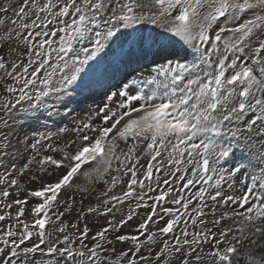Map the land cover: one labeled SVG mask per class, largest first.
Masks as SVG:
<instances>
[{"label": "snow or ice", "instance_id": "1", "mask_svg": "<svg viewBox=\"0 0 264 264\" xmlns=\"http://www.w3.org/2000/svg\"><path fill=\"white\" fill-rule=\"evenodd\" d=\"M0 264H264V0H0Z\"/></svg>", "mask_w": 264, "mask_h": 264}, {"label": "rangeland", "instance_id": "2", "mask_svg": "<svg viewBox=\"0 0 264 264\" xmlns=\"http://www.w3.org/2000/svg\"><path fill=\"white\" fill-rule=\"evenodd\" d=\"M79 184H83L85 186H89V185L86 184V182L84 181L83 178L80 179ZM78 200H79V194H77V206H79ZM142 214H143V212H142Z\"/></svg>", "mask_w": 264, "mask_h": 264}]
</instances>
